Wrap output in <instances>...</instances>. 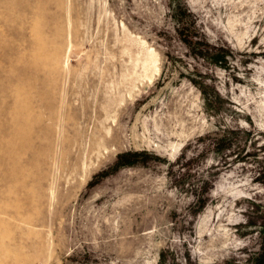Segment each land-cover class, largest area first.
Returning a JSON list of instances; mask_svg holds the SVG:
<instances>
[{"label": "rangeland", "instance_id": "rangeland-1", "mask_svg": "<svg viewBox=\"0 0 264 264\" xmlns=\"http://www.w3.org/2000/svg\"><path fill=\"white\" fill-rule=\"evenodd\" d=\"M0 264H264V0H0Z\"/></svg>", "mask_w": 264, "mask_h": 264}, {"label": "trees", "instance_id": "trees-1", "mask_svg": "<svg viewBox=\"0 0 264 264\" xmlns=\"http://www.w3.org/2000/svg\"><path fill=\"white\" fill-rule=\"evenodd\" d=\"M185 42H187L189 45H191V43H190V41H188V40H185ZM217 51H223V49L222 50H215V52H217ZM211 53H212V51H210V55H211ZM217 54H219V53H217ZM214 56H216V55H214ZM215 95L217 96V93H215Z\"/></svg>", "mask_w": 264, "mask_h": 264}, {"label": "bare ground", "instance_id": "bare-ground-1", "mask_svg": "<svg viewBox=\"0 0 264 264\" xmlns=\"http://www.w3.org/2000/svg\"><path fill=\"white\" fill-rule=\"evenodd\" d=\"M14 98V97H13ZM40 101H42V100H40ZM65 109V108H64ZM38 123V122H37Z\"/></svg>", "mask_w": 264, "mask_h": 264}]
</instances>
